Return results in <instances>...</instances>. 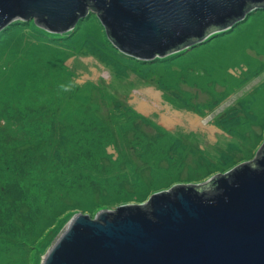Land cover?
I'll use <instances>...</instances> for the list:
<instances>
[{"label":"rangeland","instance_id":"obj_1","mask_svg":"<svg viewBox=\"0 0 264 264\" xmlns=\"http://www.w3.org/2000/svg\"><path fill=\"white\" fill-rule=\"evenodd\" d=\"M35 21L0 32V264H42L77 214L141 205L255 160L264 8L155 61L113 49L96 14L62 36ZM15 182L29 194L12 206L1 191Z\"/></svg>","mask_w":264,"mask_h":264},{"label":"water","instance_id":"obj_2","mask_svg":"<svg viewBox=\"0 0 264 264\" xmlns=\"http://www.w3.org/2000/svg\"><path fill=\"white\" fill-rule=\"evenodd\" d=\"M257 8L264 0H0V32L34 19L62 36L93 13L122 56L155 61ZM42 264H264V143L255 160L204 183L94 219L77 214Z\"/></svg>","mask_w":264,"mask_h":264},{"label":"trees","instance_id":"obj_3","mask_svg":"<svg viewBox=\"0 0 264 264\" xmlns=\"http://www.w3.org/2000/svg\"><path fill=\"white\" fill-rule=\"evenodd\" d=\"M4 202H8L12 206L22 204L29 194V190L20 186L19 183L15 182L7 184L1 191ZM29 221V220H28Z\"/></svg>","mask_w":264,"mask_h":264},{"label":"bare ground","instance_id":"obj_4","mask_svg":"<svg viewBox=\"0 0 264 264\" xmlns=\"http://www.w3.org/2000/svg\"><path fill=\"white\" fill-rule=\"evenodd\" d=\"M255 12V11H254ZM144 107V105H142L140 108ZM143 111V110H142ZM190 118V117H189ZM192 119V118H191ZM195 121V120H194ZM193 122V121H192ZM164 123L169 125V121L167 119H164ZM193 125H197L196 123H192ZM199 126L202 127V124L199 123ZM198 127V126H197Z\"/></svg>","mask_w":264,"mask_h":264},{"label":"crops","instance_id":"obj_5","mask_svg":"<svg viewBox=\"0 0 264 264\" xmlns=\"http://www.w3.org/2000/svg\"><path fill=\"white\" fill-rule=\"evenodd\" d=\"M205 62H206V61H205ZM205 62H204V63H205Z\"/></svg>","mask_w":264,"mask_h":264}]
</instances>
